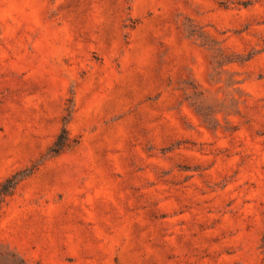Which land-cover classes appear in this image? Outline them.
Wrapping results in <instances>:
<instances>
[{"label":"rangeland","instance_id":"rangeland-1","mask_svg":"<svg viewBox=\"0 0 264 264\" xmlns=\"http://www.w3.org/2000/svg\"><path fill=\"white\" fill-rule=\"evenodd\" d=\"M264 0H0V264H264Z\"/></svg>","mask_w":264,"mask_h":264},{"label":"trees","instance_id":"trees-1","mask_svg":"<svg viewBox=\"0 0 264 264\" xmlns=\"http://www.w3.org/2000/svg\"><path fill=\"white\" fill-rule=\"evenodd\" d=\"M263 240H264V235H263Z\"/></svg>","mask_w":264,"mask_h":264}]
</instances>
